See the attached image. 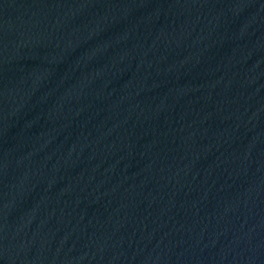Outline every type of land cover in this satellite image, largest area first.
I'll use <instances>...</instances> for the list:
<instances>
[{
    "label": "water",
    "instance_id": "obj_1",
    "mask_svg": "<svg viewBox=\"0 0 264 264\" xmlns=\"http://www.w3.org/2000/svg\"><path fill=\"white\" fill-rule=\"evenodd\" d=\"M0 264H264V0H0Z\"/></svg>",
    "mask_w": 264,
    "mask_h": 264
}]
</instances>
